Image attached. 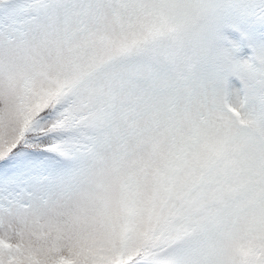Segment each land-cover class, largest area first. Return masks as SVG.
Masks as SVG:
<instances>
[{"label": "snow or ice", "instance_id": "snow-or-ice-1", "mask_svg": "<svg viewBox=\"0 0 264 264\" xmlns=\"http://www.w3.org/2000/svg\"><path fill=\"white\" fill-rule=\"evenodd\" d=\"M0 264H264V0H0Z\"/></svg>", "mask_w": 264, "mask_h": 264}]
</instances>
